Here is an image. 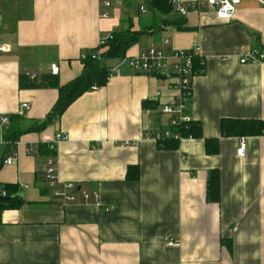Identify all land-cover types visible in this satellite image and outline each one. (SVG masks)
Returning a JSON list of instances; mask_svg holds the SVG:
<instances>
[{"label":"crops","instance_id":"crops-1","mask_svg":"<svg viewBox=\"0 0 264 264\" xmlns=\"http://www.w3.org/2000/svg\"><path fill=\"white\" fill-rule=\"evenodd\" d=\"M181 1L197 5L183 16L153 10L151 0H113L110 8L101 0L0 1V47H8L0 50V117L10 121L0 122V188L16 202L0 207V264H264V136H247L241 157L242 137L221 131L224 118L264 120V63L241 62L251 49L264 50V7L241 0L223 21L208 0ZM143 29L125 58L107 60L118 71L106 85L85 92L45 129L9 142L14 126L43 120L59 97L55 87L21 89V74L51 73L58 64L65 85L106 34ZM153 45L202 52L190 115L204 138H183L176 149L147 137L170 128L162 107L177 97L175 78L129 64ZM23 103L31 108L21 116ZM58 132L68 139L57 147V189L72 193L69 182L79 189L64 208L45 180V143ZM214 138L219 150L209 154L206 139ZM8 156L14 164L4 162ZM135 166L139 176L129 179ZM212 170L220 175L219 203L207 199Z\"/></svg>","mask_w":264,"mask_h":264},{"label":"built area","instance_id":"built-area-1","mask_svg":"<svg viewBox=\"0 0 264 264\" xmlns=\"http://www.w3.org/2000/svg\"><path fill=\"white\" fill-rule=\"evenodd\" d=\"M9 1V0H0ZM173 10H176L185 16L192 8L196 7L195 2L185 3L181 0H168ZM260 5L264 7V0H259ZM101 4L105 8H110L113 0H101ZM241 4V0H208V5L214 8L217 17L223 21H230L234 18L236 11ZM142 12H146L145 7H141ZM108 12H103L102 17L107 18ZM113 32L106 34L99 42L98 52L104 48L108 41L113 39ZM0 50H8L7 46L0 47ZM98 52L93 53V57H97ZM129 59L131 68L140 74L153 77L172 76L175 81L171 84V88L176 90L177 97L173 103L163 105L162 113L169 117V129H153L148 132L147 137L152 138L156 142L168 137H180L179 132L173 131V128L180 126L182 123H188L191 120V103L193 98V77L196 74L195 63L197 60H202V52L199 46L172 50L170 53L165 52L159 46L153 45L148 50L142 51L138 55L132 56ZM241 62H259L264 63V50L260 47H255L250 52L241 58ZM118 71L117 67L112 69L113 72ZM60 66L58 64L51 65V73L58 75ZM31 78H36L37 74L32 73ZM31 106L28 103H23L19 110V115L23 116L30 110ZM1 126L9 125V117L2 115L0 117ZM68 139V135L64 133H56L50 142L45 143L48 150V157L45 166V180L49 188L52 189V196L58 198L60 208L66 207L70 202L75 200L74 194L79 191L78 185L74 182L64 184L65 190H70L72 193L63 192L57 189L60 183L58 174L57 147L62 141ZM181 139H183L181 137ZM6 143V142H5ZM247 147L246 137H242L237 147V154L241 157L245 156ZM32 151V150H31ZM16 161L14 156H8L4 162L12 165ZM74 192V193H73ZM83 195L88 198V194L83 192ZM0 196L7 197L8 193L0 188ZM98 197V194L95 193ZM175 240H170L169 244H174Z\"/></svg>","mask_w":264,"mask_h":264},{"label":"trees","instance_id":"trees-1","mask_svg":"<svg viewBox=\"0 0 264 264\" xmlns=\"http://www.w3.org/2000/svg\"><path fill=\"white\" fill-rule=\"evenodd\" d=\"M150 6L153 10H159L165 13L173 10L168 0H151ZM165 23L169 25L168 22ZM184 25V22L179 23V27L181 28H185ZM143 32L148 31L143 29L141 31L121 30L113 32L114 37L108 41L106 45L108 46V50L103 54V57H93L91 53L86 54L83 58L84 67L81 74L65 85H59L57 76L52 73L39 74L36 78H31L30 74H21L19 84L21 89L55 87L58 89L59 97L49 114L43 120L35 122L26 130H21L19 129L20 127L14 126L13 132L8 136L9 142L18 141L20 136L25 132L41 131L45 129L56 117L62 115L71 103L85 92L106 85L112 75L107 60L110 58H125L127 50L139 40ZM98 50L96 52H98ZM203 68V62L197 60L195 63V70L201 71ZM144 105H146V102H144ZM173 131L179 132L180 137L161 139L157 142L159 147L164 149H176L179 146L181 137L204 138L202 123L194 120L188 123H182L180 126L173 128ZM221 131L225 137L264 136V120L224 118L221 120ZM206 149L209 154H216L219 150V139H206ZM46 152L49 153L47 149ZM138 173V168L136 166L130 167L127 177L133 180L137 179L139 176ZM207 199L209 202L213 203H219L220 201V175L218 170H212L209 174ZM15 205L16 202L11 201L9 203H2L0 207L7 208ZM229 246L232 248L231 244Z\"/></svg>","mask_w":264,"mask_h":264},{"label":"water","instance_id":"water-1","mask_svg":"<svg viewBox=\"0 0 264 264\" xmlns=\"http://www.w3.org/2000/svg\"><path fill=\"white\" fill-rule=\"evenodd\" d=\"M11 199H12L11 196H7V197L0 196V203L9 202L11 201Z\"/></svg>","mask_w":264,"mask_h":264},{"label":"rangeland","instance_id":"rangeland-1","mask_svg":"<svg viewBox=\"0 0 264 264\" xmlns=\"http://www.w3.org/2000/svg\"><path fill=\"white\" fill-rule=\"evenodd\" d=\"M105 48V47H104ZM107 52V50H103V48L98 52L97 57L102 58L103 54H105Z\"/></svg>","mask_w":264,"mask_h":264}]
</instances>
